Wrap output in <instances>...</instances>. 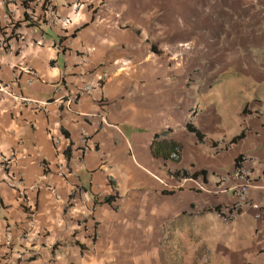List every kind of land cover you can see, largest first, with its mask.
I'll list each match as a JSON object with an SVG mask.
<instances>
[{
	"label": "crops",
	"instance_id": "0c3cea01",
	"mask_svg": "<svg viewBox=\"0 0 264 264\" xmlns=\"http://www.w3.org/2000/svg\"><path fill=\"white\" fill-rule=\"evenodd\" d=\"M48 2L72 22H29ZM180 2L0 0L1 77L34 102L0 99V264H264V76L235 126L220 99L188 118L190 83L164 53L180 27L158 18ZM156 139L181 144L180 160L156 157ZM242 155L251 202L227 223L214 208L235 196L219 177Z\"/></svg>",
	"mask_w": 264,
	"mask_h": 264
},
{
	"label": "rangeland",
	"instance_id": "374dc122",
	"mask_svg": "<svg viewBox=\"0 0 264 264\" xmlns=\"http://www.w3.org/2000/svg\"><path fill=\"white\" fill-rule=\"evenodd\" d=\"M180 3V11L165 10L163 14L159 12L158 18L165 30L172 24L175 31L176 26L180 27L178 32L164 34L168 43L164 53L173 59L175 66L184 69L190 83L189 106L198 109L196 113L189 111L187 117L198 119L202 113L205 115L209 103L215 104L220 99L224 109L227 106L223 124L235 126L240 122L241 106L247 101L254 102L264 83L254 78L264 76V0H181ZM149 14L153 16L154 12ZM168 36H175L174 41H180L183 46L173 47ZM188 41L191 47L192 44L196 47L189 48ZM213 85L216 87L212 90ZM214 220L222 236H231L230 244L238 245L233 234L235 224L227 225L217 216ZM189 237L185 235L183 240ZM176 240L174 234L166 235V244Z\"/></svg>",
	"mask_w": 264,
	"mask_h": 264
},
{
	"label": "built area",
	"instance_id": "2783aa9c",
	"mask_svg": "<svg viewBox=\"0 0 264 264\" xmlns=\"http://www.w3.org/2000/svg\"><path fill=\"white\" fill-rule=\"evenodd\" d=\"M77 7H80V0H77ZM29 10L28 21L35 23L39 20H49L51 22L61 23L65 26L72 22L70 16H60L59 12L56 11L54 4L51 2L46 3L44 17L41 18L34 10ZM11 23V22H10ZM2 47L6 46V41L4 40L1 44ZM84 63L87 62L86 59L82 60ZM93 89L91 84L86 85L83 89L77 92L74 96L69 98L67 101V106L71 107L72 103L75 101L79 94L89 92ZM3 97H13L14 99L20 101L23 104L34 103L25 96L18 95L13 89V83L5 82L1 77L0 72V99ZM41 103V102H36ZM83 142H86L85 135L83 136ZM181 158L180 151L175 149L171 155V160L178 161ZM254 165L255 162L251 160L246 155H242L237 158L235 167L232 171L223 173L219 177V182L225 186V189H228L233 192L235 200L227 206L225 209H220L217 212V215L223 219L225 222L230 223L236 220V218L242 213L244 207H246L251 202V189L254 186Z\"/></svg>",
	"mask_w": 264,
	"mask_h": 264
},
{
	"label": "trees",
	"instance_id": "16d2710c",
	"mask_svg": "<svg viewBox=\"0 0 264 264\" xmlns=\"http://www.w3.org/2000/svg\"><path fill=\"white\" fill-rule=\"evenodd\" d=\"M154 47V46H153ZM197 107H195L194 109L196 110ZM193 109V110H194ZM194 110V111H195ZM193 111V112H194ZM188 129L191 132H194L198 138L200 140H203L205 135L202 133V131L200 129H198L195 125H193L191 122H189L187 124ZM245 136V133L242 132L241 134L235 136L232 139V144L237 143L240 139H242ZM181 144H179L178 142L172 141V140H154L152 143V152L156 157H161L164 159H169L171 153L175 150L178 149L181 153ZM69 155V154H68ZM240 157V156H239ZM111 197L106 198V201H110ZM215 210H220V206H216L214 208Z\"/></svg>",
	"mask_w": 264,
	"mask_h": 264
}]
</instances>
